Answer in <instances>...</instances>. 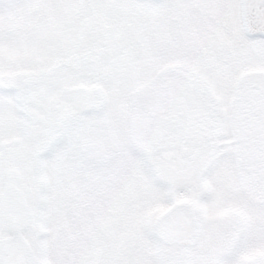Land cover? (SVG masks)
Listing matches in <instances>:
<instances>
[{
  "label": "snow or ice",
  "instance_id": "obj_1",
  "mask_svg": "<svg viewBox=\"0 0 264 264\" xmlns=\"http://www.w3.org/2000/svg\"><path fill=\"white\" fill-rule=\"evenodd\" d=\"M0 264H264V0H0Z\"/></svg>",
  "mask_w": 264,
  "mask_h": 264
}]
</instances>
